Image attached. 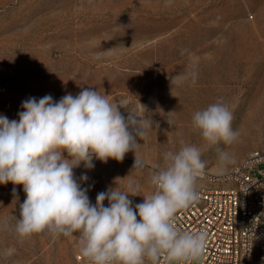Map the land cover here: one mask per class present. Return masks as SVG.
I'll list each match as a JSON object with an SVG mask.
<instances>
[{"label": "rangeland", "instance_id": "obj_1", "mask_svg": "<svg viewBox=\"0 0 264 264\" xmlns=\"http://www.w3.org/2000/svg\"><path fill=\"white\" fill-rule=\"evenodd\" d=\"M87 87L154 122L143 140L137 137L142 169L132 170L131 151L121 162L94 159L92 170L74 169L77 179L89 177L82 187L92 204L97 193L124 191L129 181L140 195L152 194L153 170L181 140L207 162L198 187L231 185V168L264 143V0H0V115L18 120L30 97L58 101ZM221 98L239 132L233 144L219 145L235 158L223 176L217 146L192 125L196 111ZM142 196L129 199L135 205ZM25 198L22 185L0 184V264H76L79 233L15 234L13 217Z\"/></svg>", "mask_w": 264, "mask_h": 264}, {"label": "clouds", "instance_id": "obj_2", "mask_svg": "<svg viewBox=\"0 0 264 264\" xmlns=\"http://www.w3.org/2000/svg\"><path fill=\"white\" fill-rule=\"evenodd\" d=\"M21 108L18 120L0 115V184L22 185L26 195L19 215L13 217L19 238L45 231L53 238L79 233L78 255L90 264H145V260L160 264L161 257L191 264L204 255L207 232L182 230L176 223L180 210L200 200L198 181L206 175L207 162L198 147L181 140L178 151L163 154V166L150 178L152 194L140 195V185L129 181L124 191L117 186L97 193L92 204L89 188L82 187L89 177L84 173L77 179L74 169L83 165L92 170L94 159L121 162L130 151L135 154L132 170L142 169L137 137H146L153 120L92 87L75 96L67 93L58 101L50 94L30 97ZM232 120L222 98L192 116L194 129L209 145L217 146L216 171L221 176L235 163L219 147L239 137ZM12 193L18 202L15 187ZM130 196H142L143 201L133 205Z\"/></svg>", "mask_w": 264, "mask_h": 264}, {"label": "built area", "instance_id": "obj_3", "mask_svg": "<svg viewBox=\"0 0 264 264\" xmlns=\"http://www.w3.org/2000/svg\"><path fill=\"white\" fill-rule=\"evenodd\" d=\"M261 164H264V143L247 152L231 168V185L198 187L200 200L177 213L180 229L204 230L208 234L207 248L199 264H264V168ZM76 264L90 262L78 255ZM145 264L151 262L145 260ZM160 264L171 262L161 257Z\"/></svg>", "mask_w": 264, "mask_h": 264}, {"label": "bare ground", "instance_id": "obj_4", "mask_svg": "<svg viewBox=\"0 0 264 264\" xmlns=\"http://www.w3.org/2000/svg\"><path fill=\"white\" fill-rule=\"evenodd\" d=\"M204 177H206V175ZM18 255H22L21 252H18Z\"/></svg>", "mask_w": 264, "mask_h": 264}]
</instances>
